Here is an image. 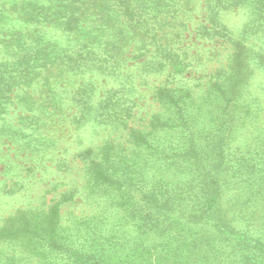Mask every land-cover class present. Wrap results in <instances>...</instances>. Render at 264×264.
Wrapping results in <instances>:
<instances>
[{"label":"rangeland","instance_id":"obj_1","mask_svg":"<svg viewBox=\"0 0 264 264\" xmlns=\"http://www.w3.org/2000/svg\"><path fill=\"white\" fill-rule=\"evenodd\" d=\"M3 1L0 224L20 209L46 216L61 199L65 264L73 253L125 258L129 248L138 255L130 264H264V0H86L77 27L37 24ZM34 34L44 65L13 84L16 68L34 70L15 51ZM234 81L252 97L246 128L218 90ZM160 87L190 92L194 115L170 128L178 116L158 100ZM237 148L249 155L245 174L232 167ZM94 162L109 182L95 181ZM100 212L105 235L92 224ZM30 248L0 241V264H39Z\"/></svg>","mask_w":264,"mask_h":264},{"label":"trees","instance_id":"obj_2","mask_svg":"<svg viewBox=\"0 0 264 264\" xmlns=\"http://www.w3.org/2000/svg\"><path fill=\"white\" fill-rule=\"evenodd\" d=\"M75 0H16V3L19 4L22 12L24 15L30 20L34 21L35 23H41L43 25H49L53 24L56 26L58 22L62 23L65 22L68 24V26H74L77 27L79 24L80 17L86 13L87 9L91 7L90 5H93V2L81 0L78 2V4H74ZM3 3H7V1H3ZM66 3V4H64ZM67 9H64L67 7ZM63 7V9H61ZM29 8H32V11H29ZM79 10V11H77ZM84 29V27H82ZM34 33V31H33ZM21 36V35H19ZM22 36H26V33H24ZM31 39L35 41V43L31 42L34 45L24 46V42H21L22 45L15 47V51L22 52L24 56H21L25 61L27 62L29 58H32L33 63L30 64V67H33L34 70L29 69L25 67V64L21 65L23 68L20 67V69H15L16 75H19L18 77L14 76L13 84H17L18 82L25 83L28 79V74L30 77H34L36 74H38L39 66L44 65V58L46 56V48L43 46H40L42 42V38L38 34H34ZM52 44L54 42H51ZM30 53V55L26 54L25 52ZM48 54H50V49L47 50ZM16 57L17 52L11 53ZM55 54V52L53 53ZM52 54V55H53ZM10 54L8 55V57ZM8 60V58L4 59ZM18 61V60H17ZM17 61L10 60V63L12 65L19 66L20 64L17 63ZM54 62L53 60H51ZM27 70H25V68ZM242 69H236L235 72H233L234 76L239 77L240 72ZM18 78V79H17ZM21 81H18L20 80ZM17 79V80H16ZM2 79H0V82ZM5 86L7 84L5 83ZM12 86L11 83L8 84V87L10 88ZM219 93L221 94V98L223 101L226 102V104L234 103L235 106H231L234 110H236V113H238L240 118H245L243 122L244 128L247 127L250 116L253 113V108L251 107V99L250 92L248 91L245 84H241L240 81H234V83H221L218 85ZM157 98L162 103V106H165L166 109H169L172 114H175L178 116L175 123H170V128H174L177 125H180L182 122L185 123L187 121V117H191L194 115L193 113V107L196 105L193 103V99L191 97L190 92H187V95L185 94H177L174 90L169 88L160 87L157 90ZM206 110V109H204ZM159 115V114H158ZM154 121L156 122V128L159 130H164L163 128L165 126V123H160L157 120V114L153 117ZM180 120V121H179ZM179 121V122H178ZM169 127V126H168ZM133 133H136L137 135L140 134L138 131H135ZM133 135V134H132ZM150 142L149 140H147ZM147 141L141 140L143 144H146ZM156 139L153 141L155 142ZM191 151V150H190ZM237 151H240L239 148H237ZM193 152V151H191ZM186 154H188V150L186 149ZM209 153H205V157ZM249 155L247 153L239 152L238 155V163H234L232 165L233 169L237 173L245 174L248 172V170L251 168V164H248L247 162L250 160ZM214 156H211L209 158L210 161H215L213 159ZM213 159V160H212ZM264 167V165H263ZM90 168L93 169V172L95 173L96 177L94 176V179L96 182H101V184L105 183L106 181H110V175L105 168L104 164H100L99 162H94L90 164ZM202 171L206 172V163L203 161ZM100 175V176H99ZM249 177V175H247ZM96 178L99 180L97 181ZM93 186V185H91ZM89 188V187H88ZM65 195V193H63ZM208 194H211V190H208ZM69 198V196L67 197ZM59 202H63L61 199H58L56 203L50 208L48 215L43 216L39 218V216L44 215L43 211H36V210H17L14 215H9L2 224H0V241L6 242V243H18L20 245H30L31 248L30 253L33 255L38 254V263L39 264H47L50 262L51 258H48V255L53 254L54 257H58L61 259L54 260L52 258L50 264H65V261H63L62 257H60L59 252L61 248L60 244V236H59V221H60V215H58V209L57 204ZM213 203V197L211 196L206 202L204 203L203 207L205 210H207L210 213V206ZM120 205V204H119ZM118 205V206H119ZM118 208V207H117ZM207 211H204L206 213ZM209 216V214H207ZM79 227L81 225H84L87 223V218L79 217L78 219ZM76 220V221H77ZM108 221H106V217L103 216V213L100 212L96 215V218H92V224L94 226L97 225L98 231L102 233V235H105L107 230L110 227H106L108 225ZM103 229V232H102ZM76 231H78L76 229ZM83 237V236H82ZM103 238V236H102ZM35 239V240H33ZM105 239H108L106 237ZM27 242V243H26ZM30 243V244H28ZM130 243V242H129ZM100 250L104 251L106 250V247H100ZM127 255L125 258L122 257H109L104 259L103 255H98L97 253L95 255H87L84 252H80L78 254L73 253L74 259H71L74 264H128L126 261L129 260V264L133 262L135 257H138L136 254V251L134 248L127 249ZM37 252V254H36ZM110 252V250H109ZM107 253V252H106ZM0 254V258H2ZM9 256H11L9 254ZM131 256V257H130ZM130 257V258H129ZM129 258V259H128ZM14 261L12 264H19L20 261L23 260V258H18L16 256L12 257ZM23 264H27V261H25ZM32 264H37L36 262Z\"/></svg>","mask_w":264,"mask_h":264}]
</instances>
